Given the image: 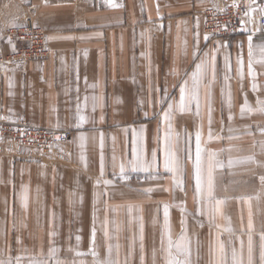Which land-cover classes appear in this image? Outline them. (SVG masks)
I'll return each mask as SVG.
<instances>
[{
	"label": "crops",
	"instance_id": "1",
	"mask_svg": "<svg viewBox=\"0 0 264 264\" xmlns=\"http://www.w3.org/2000/svg\"><path fill=\"white\" fill-rule=\"evenodd\" d=\"M228 1L0 0V39L32 17L52 52L0 75V120L74 133L0 142V264H264V35L210 40Z\"/></svg>",
	"mask_w": 264,
	"mask_h": 264
},
{
	"label": "built area",
	"instance_id": "2",
	"mask_svg": "<svg viewBox=\"0 0 264 264\" xmlns=\"http://www.w3.org/2000/svg\"><path fill=\"white\" fill-rule=\"evenodd\" d=\"M260 12L251 15V9ZM256 21L264 35V0H229L222 8H209L204 12V32L210 40H231L245 33V21ZM10 41L13 49L5 53L3 43ZM48 35L34 20L7 28L0 39V75L11 67L31 61H46L50 58ZM73 131L32 128L14 125L0 120V142L38 152L53 153L59 147L69 144Z\"/></svg>",
	"mask_w": 264,
	"mask_h": 264
},
{
	"label": "snow or ice",
	"instance_id": "3",
	"mask_svg": "<svg viewBox=\"0 0 264 264\" xmlns=\"http://www.w3.org/2000/svg\"><path fill=\"white\" fill-rule=\"evenodd\" d=\"M251 51H252V43H251V37H249V53H250V55H251ZM197 67L199 69L200 66L198 65ZM183 91H184V89H181V92H183ZM198 142H199V137H197V144H198ZM197 160H199V148H198V146H197ZM165 168L166 169L168 168L167 160L165 162ZM135 170H136V167L134 165L133 171H135ZM121 171L123 172V167L121 168ZM197 184H199V178H197ZM171 264H181V262L180 261H172ZM185 264H186V262H185Z\"/></svg>",
	"mask_w": 264,
	"mask_h": 264
},
{
	"label": "rangeland",
	"instance_id": "4",
	"mask_svg": "<svg viewBox=\"0 0 264 264\" xmlns=\"http://www.w3.org/2000/svg\"><path fill=\"white\" fill-rule=\"evenodd\" d=\"M27 19H32V20H34L36 23H37V21L34 19V18H32V17H29V18H27ZM26 20V19H25ZM22 23V22H21ZM20 24V23H19ZM38 24V23H37ZM18 25V24H17ZM39 25V24H38ZM15 26V25H14ZM40 26V25H39ZM41 27V26H40ZM43 28V27H42ZM44 31H45V29H44ZM46 32V31H45ZM47 34V33H46ZM48 41H49V39H48ZM75 208H76V214L77 215H80L79 213H81V209H84V207H79V206H75ZM81 208V209H80ZM88 210V209H87ZM82 216H83V213H82ZM71 224H74V223H71ZM74 239H71V241H73Z\"/></svg>",
	"mask_w": 264,
	"mask_h": 264
}]
</instances>
